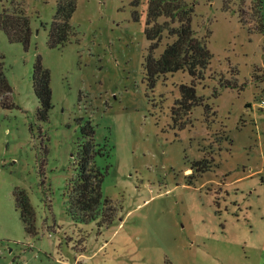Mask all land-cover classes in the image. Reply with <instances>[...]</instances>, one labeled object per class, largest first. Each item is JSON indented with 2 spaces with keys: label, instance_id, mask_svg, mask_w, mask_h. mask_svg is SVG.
<instances>
[{
  "label": "rangeland",
  "instance_id": "rangeland-1",
  "mask_svg": "<svg viewBox=\"0 0 264 264\" xmlns=\"http://www.w3.org/2000/svg\"><path fill=\"white\" fill-rule=\"evenodd\" d=\"M12 1L32 34L25 48L0 32L11 90L0 102V264H264V32L250 11L260 3L264 26V0H186L211 54L195 82L202 105L187 115L174 105L186 72L148 87L147 0H77L74 37L55 48L47 35L57 0H0V12ZM171 42L163 34L154 57ZM37 59L50 78L44 122ZM87 126L102 201L115 209L107 228L68 213ZM14 191L33 209L34 236Z\"/></svg>",
  "mask_w": 264,
  "mask_h": 264
},
{
  "label": "trees",
  "instance_id": "trees-1",
  "mask_svg": "<svg viewBox=\"0 0 264 264\" xmlns=\"http://www.w3.org/2000/svg\"><path fill=\"white\" fill-rule=\"evenodd\" d=\"M139 2L140 0H133L132 5L137 7ZM76 5L77 0H57L47 35L49 48L64 46L74 37L70 20ZM250 7L252 15L258 20V28L255 31L263 33L260 3L254 1ZM222 11L224 13L229 11L224 3ZM193 15L194 6L186 0H147L144 36L149 46L144 57L143 69L149 89L155 87L159 78L178 71L186 72L190 77L189 85L179 87L180 98L174 103L176 112L173 110V115L174 112L187 115L193 108L202 105V99L196 94L195 82L201 80L210 64L211 54L207 48L208 35L199 36L192 28ZM138 18L135 16L136 21ZM160 19H163L162 23H159ZM240 23L245 25L242 21ZM0 32L5 34L10 43H20L25 48L28 46L32 32L29 18L22 6L12 1L9 7L2 9ZM163 34L172 39V42L163 48L159 57L155 58L153 54L159 48ZM49 83V72L42 67L40 59H37L32 70V88L38 102L37 119L41 122L47 120L52 108ZM10 91L0 65V102ZM82 130L86 141L77 155V175L68 199V213L75 223H88L99 216L98 226L107 228L113 221L115 209L108 199L102 201L100 190L103 175L92 163L96 154L92 130L89 126ZM13 199L25 233L34 236L35 216L27 196L22 191H14Z\"/></svg>",
  "mask_w": 264,
  "mask_h": 264
}]
</instances>
